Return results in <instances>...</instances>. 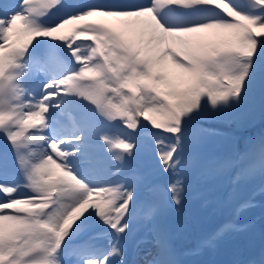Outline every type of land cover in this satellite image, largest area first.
I'll use <instances>...</instances> for the list:
<instances>
[{"label": "snow or ice", "instance_id": "6c2138e0", "mask_svg": "<svg viewBox=\"0 0 264 264\" xmlns=\"http://www.w3.org/2000/svg\"><path fill=\"white\" fill-rule=\"evenodd\" d=\"M257 81L264 0L0 3V135L19 174L0 179V264H124L133 221L160 213L136 191L159 190L125 171L141 135L177 177L166 192L179 205L185 151L212 131L197 122ZM233 168L234 182L264 176V140L215 162ZM151 264H175L162 240Z\"/></svg>", "mask_w": 264, "mask_h": 264}, {"label": "rangeland", "instance_id": "374dc122", "mask_svg": "<svg viewBox=\"0 0 264 264\" xmlns=\"http://www.w3.org/2000/svg\"><path fill=\"white\" fill-rule=\"evenodd\" d=\"M136 0H134L135 2ZM142 4H147L148 0H137ZM136 1V2H137ZM84 2L97 3L95 0H84ZM0 3L5 5H12L17 3V0H0ZM261 107L263 109H261ZM248 110V111H247ZM255 111L257 115L254 116ZM200 127L204 129H210L208 134L205 135L203 140L195 148H188L185 151L186 160L191 161L188 167L180 170V178L184 183V190L191 194L192 202L195 206L203 207L205 213L200 217L202 221L203 231L199 234L194 232L191 228L180 230L185 238L193 237L198 241H202L205 245L207 236L205 235L206 229H209L214 222L219 223V229L217 236L221 238L224 243L235 242L238 244L236 233L246 234V227L244 225L235 227L234 224L227 222V216H221L217 214L213 207V197L216 195L218 190L222 187L221 178L225 175L228 170L216 171L215 162L225 158H237L235 148H238L241 156H255L258 153V143H253V136L260 135V140H264V87L261 86L260 82L257 81L248 92L244 94L242 101L234 105L231 109L223 112L215 113L209 109L206 116L200 119L198 122ZM229 127H233L242 132V135L238 140H235L232 136L227 139H223L222 135L228 131ZM250 130V131H249ZM218 134V135H217ZM146 137L151 141L150 136L147 134ZM5 138L0 135V150L3 154L0 155V163H6V175L0 176V179H10L9 175H17L15 163L12 155V150L9 144L5 142ZM226 140V141H225ZM251 144H246L251 141ZM246 162V161H245ZM164 182L168 185L169 182L175 180L177 177L171 172L163 174ZM259 175V174H257ZM262 178L264 176L260 175ZM188 177H192L195 184L192 185L187 181ZM237 192L227 197L228 209L232 212L236 211V217H234L235 223L240 222L243 218L252 213L251 205L244 202L240 198L242 193L241 186H245L252 189H257L261 184L257 179V176H253L250 179H244L238 182ZM137 198L140 202L145 200H155L161 204L160 198L154 193H150L148 190L138 189ZM257 213H259L257 211ZM161 219V214L154 221H146L143 219H137L132 225L133 236L142 234L146 238L140 249L137 251L138 255L131 260L128 252H125L123 256L124 264H151V262L157 258L159 251L160 238L157 236L158 222ZM225 226H230L227 229ZM140 242L138 246L141 244ZM181 243V242H178ZM137 248V246H135ZM248 249V247H247ZM238 249L235 253L236 257L242 261L244 258L243 251L239 253ZM199 249L197 253H199ZM219 258L224 256L222 253H216ZM214 255L211 259H216ZM226 259L220 261L225 262Z\"/></svg>", "mask_w": 264, "mask_h": 264}, {"label": "bare ground", "instance_id": "6f19581e", "mask_svg": "<svg viewBox=\"0 0 264 264\" xmlns=\"http://www.w3.org/2000/svg\"><path fill=\"white\" fill-rule=\"evenodd\" d=\"M137 3H142V2L137 1ZM5 177H7V175H5ZM9 177H10V179H18V177L13 175V174H10ZM165 210L167 211V209H165ZM235 233L237 235L236 238L239 241L238 244L241 246V248H243V250L247 244H249V243L252 244L255 240V233L253 231L252 232L247 231L245 235L243 233H241V234L238 232H235ZM197 259L199 260V262L202 261V263H199V264H204V260H206V256L204 254H202L199 257H197ZM184 263H185V261H184ZM187 263L191 264V262H187ZM243 263H245V262H243ZM243 263H241V264H243ZM230 264H240V263L236 262V260L232 257ZM257 264H260V263L257 261Z\"/></svg>", "mask_w": 264, "mask_h": 264}]
</instances>
